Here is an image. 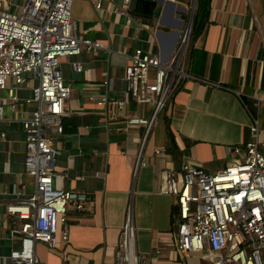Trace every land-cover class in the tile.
<instances>
[{"label": "crops", "instance_id": "1", "mask_svg": "<svg viewBox=\"0 0 264 264\" xmlns=\"http://www.w3.org/2000/svg\"><path fill=\"white\" fill-rule=\"evenodd\" d=\"M171 1L159 6L155 0L161 9L148 26L132 15V23L125 25L122 16L108 11L119 0H103L100 13L93 10L90 0H71L75 35L98 41L102 47L60 58L69 96L63 102L62 131L53 138L58 150L53 185L81 190L88 199L84 210H67L66 242L54 248L34 244L38 264H115L114 249L127 213L133 251L144 257L139 264H200L195 253L181 257L173 248L177 211L174 197L159 190L162 172L171 169L178 179L179 165L188 158L208 170L222 168L228 159H239L242 153L226 149L247 141L252 118L263 136L264 155V42L258 39L243 0H210L207 22L192 43V48L206 51L201 78L213 84L181 79L150 128L127 125L124 116L148 118L151 104L128 100L120 111L96 104L101 96L123 98L122 70L133 48L151 47L160 62L173 53L185 25L179 14L184 4ZM212 57L216 64L210 73ZM26 80L17 90L19 97L30 94L29 75ZM0 96H5L4 90ZM33 107L23 101L14 111L4 106L0 118V264L17 243L12 231L21 224L4 212V206L20 198V184L24 185L23 198L34 185L22 169L25 146L19 120ZM167 132L181 150L180 156L168 150ZM155 148L161 151L154 153ZM139 154L144 163L136 166Z\"/></svg>", "mask_w": 264, "mask_h": 264}, {"label": "built area", "instance_id": "2", "mask_svg": "<svg viewBox=\"0 0 264 264\" xmlns=\"http://www.w3.org/2000/svg\"><path fill=\"white\" fill-rule=\"evenodd\" d=\"M102 1L90 0L96 13L103 10ZM70 2L0 0V90L5 91V96H0V118L4 106L14 111L22 101L34 104L24 118H19L25 146L22 169L33 178L34 185L23 198L20 195L24 185L20 184V198L4 206L6 214L21 220L12 231L17 243L4 256V264H38L34 244L41 242L54 248L59 242H66L67 210H84L88 199L81 190H63L53 185L58 154L53 138L62 131V118L66 115L63 102L69 96L60 58L102 47L98 41L75 35ZM130 10L131 0H119L108 9L122 16L125 25L132 23ZM184 29L164 62L151 47L133 48L122 70L123 98L108 100L101 96L96 104L109 106L112 111L122 110L128 100L151 104L148 118L124 116L127 125L150 128L181 79L213 84L189 72L188 35L185 37ZM26 75L32 80L30 94L19 97L17 90L25 85ZM258 132L256 119L252 118L247 141L226 149L242 153V157L230 160L221 169L209 172L188 158L179 165L178 179L171 169L162 172L159 190L172 195L176 206L178 222L173 248L179 256L195 253L210 264H262L259 251L264 249V156L258 150ZM159 151L155 148L153 152ZM143 163L139 154L136 166ZM143 260L133 251L127 213L119 229L114 263L139 264Z\"/></svg>", "mask_w": 264, "mask_h": 264}, {"label": "trees", "instance_id": "3", "mask_svg": "<svg viewBox=\"0 0 264 264\" xmlns=\"http://www.w3.org/2000/svg\"><path fill=\"white\" fill-rule=\"evenodd\" d=\"M184 5H189L191 0H177ZM158 4L155 0H133V8L130 10V14L140 21L143 24L148 26L152 25V21L154 19L153 12ZM210 8V0H195L193 15L191 19L190 29L188 33V47H189V72L197 77H201L203 75L206 62H207V53L204 49L192 48V43L200 34L201 30H203L205 23L207 22V16ZM181 19L184 21L187 20L188 12L180 13ZM161 29H164L162 26H158ZM213 60V63H212ZM216 59L212 57L210 64V73L212 68L215 66ZM169 137V151L171 155L176 156L181 154V150H178L172 135L167 132ZM188 146V145H186Z\"/></svg>", "mask_w": 264, "mask_h": 264}, {"label": "rangeland", "instance_id": "4", "mask_svg": "<svg viewBox=\"0 0 264 264\" xmlns=\"http://www.w3.org/2000/svg\"><path fill=\"white\" fill-rule=\"evenodd\" d=\"M243 1L245 3L246 8H247V12L251 16V19H252V22H253V26L255 25L257 27L256 33L259 32V34H260V36L257 34L258 39L261 38L262 41L264 42V0H251V2H252L251 4L248 3L247 0H243ZM160 4L161 3H159V6H160ZM190 5H191V3L189 5H185V6L184 5H181L184 8L183 12H185V11L186 12H189ZM249 5H250V7H249ZM15 12H17V9H15ZM179 14H180V12H179ZM184 25H185V21H184ZM182 27L183 26H180L179 29H177V30H179V34L181 33ZM159 29H161V28H159ZM149 71L151 72V68H149ZM262 125H263V123H262ZM262 141H263V136H262V134L260 132H258V145H259L258 150L263 155L262 148H261ZM230 160L231 159H228L224 163V165L227 164ZM203 168L206 171H209V172L215 171V170H208L205 167H203ZM218 169H221V168H218ZM259 255H260V259L262 261V264H264V249H261L259 251ZM197 258L199 259V260L198 259L197 260H198V262L200 264H210V262L208 260L200 259L199 256Z\"/></svg>", "mask_w": 264, "mask_h": 264}, {"label": "water", "instance_id": "5", "mask_svg": "<svg viewBox=\"0 0 264 264\" xmlns=\"http://www.w3.org/2000/svg\"><path fill=\"white\" fill-rule=\"evenodd\" d=\"M162 1L167 2V3H171V0H156L157 3H161ZM194 4H195V0H191V5H190V9L188 12V17L185 23V37L188 35L189 33V29H190V24H191V19H192V15H193V10H194ZM161 7L157 6L153 12L154 15V19L156 20L159 16V12H160Z\"/></svg>", "mask_w": 264, "mask_h": 264}]
</instances>
